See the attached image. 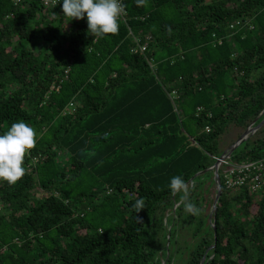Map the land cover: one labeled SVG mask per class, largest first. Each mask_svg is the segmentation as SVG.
<instances>
[{
	"label": "trees",
	"instance_id": "16d2710c",
	"mask_svg": "<svg viewBox=\"0 0 264 264\" xmlns=\"http://www.w3.org/2000/svg\"><path fill=\"white\" fill-rule=\"evenodd\" d=\"M124 5L95 38L62 0H0V134L37 133L0 182V264H264V185L222 164L215 231L214 171L195 176L264 111V0ZM261 160L264 125L228 159Z\"/></svg>",
	"mask_w": 264,
	"mask_h": 264
},
{
	"label": "clouds",
	"instance_id": "9594fccd",
	"mask_svg": "<svg viewBox=\"0 0 264 264\" xmlns=\"http://www.w3.org/2000/svg\"><path fill=\"white\" fill-rule=\"evenodd\" d=\"M63 16L84 20L87 17L89 32L95 38L107 35H118L121 17L125 14L123 0H62ZM137 6H143L144 0H136ZM37 133L33 127L23 120L14 122L10 128L0 134V182L16 185L26 174L25 160L36 147ZM171 188L174 191H187L184 180L180 176L173 177ZM138 210L144 207V201L136 202ZM194 205L188 204L187 211Z\"/></svg>",
	"mask_w": 264,
	"mask_h": 264
},
{
	"label": "built area",
	"instance_id": "2783aa9c",
	"mask_svg": "<svg viewBox=\"0 0 264 264\" xmlns=\"http://www.w3.org/2000/svg\"><path fill=\"white\" fill-rule=\"evenodd\" d=\"M48 1V0H47ZM57 1V0H56ZM123 0V4H124ZM50 2V0H49ZM48 3V2H47ZM125 6V5H124ZM123 20H127V10L125 8V14L121 17ZM240 22H238L239 24ZM233 28L235 25L232 26ZM151 36L148 35L145 38H136V43L138 44L137 50H141L143 52L147 51L149 48V43L151 40ZM229 158H226L222 161V164H227L229 167L226 170V184L229 187L243 185L246 183L248 178H251L252 188L255 190L258 186L264 185V160L258 162H246L242 164H230L228 161ZM220 166V167H221Z\"/></svg>",
	"mask_w": 264,
	"mask_h": 264
},
{
	"label": "water",
	"instance_id": "95a60500",
	"mask_svg": "<svg viewBox=\"0 0 264 264\" xmlns=\"http://www.w3.org/2000/svg\"><path fill=\"white\" fill-rule=\"evenodd\" d=\"M264 115V111L261 113V115L254 121L253 125H251L250 127H248L243 133L242 135L238 138V140L229 148L227 149L223 155L217 159V162L209 169H206V170H203L199 173H197L195 176H198L200 174H203V173H206L210 170L214 171V174H215V180H216V183H217V195H216V199H215V202H214V205H213V208L211 210V213H210V223L215 227V231H217V228L215 226V216H216V211L218 209V203H219V200L222 196V192H223V189H222V181H221V176H220V173H219V169H220V166H221V163L223 160H225L226 158H229L232 156L233 152L238 148V146H240L243 142H245L246 140H248V138L255 134L259 129L262 128V126L264 125V119L256 124L259 119ZM193 180V179H192ZM188 184V183H187ZM205 261V258L203 259V262Z\"/></svg>",
	"mask_w": 264,
	"mask_h": 264
},
{
	"label": "rangeland",
	"instance_id": "374dc122",
	"mask_svg": "<svg viewBox=\"0 0 264 264\" xmlns=\"http://www.w3.org/2000/svg\"><path fill=\"white\" fill-rule=\"evenodd\" d=\"M208 2H211V1H213V0H207ZM151 36V35H150ZM152 37V36H151ZM152 39V38H151ZM151 41V40H150Z\"/></svg>",
	"mask_w": 264,
	"mask_h": 264
}]
</instances>
